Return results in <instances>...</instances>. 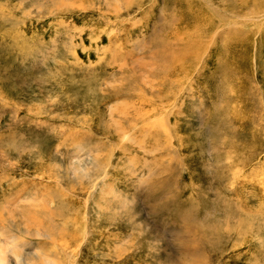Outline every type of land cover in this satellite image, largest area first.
<instances>
[{
	"label": "rangeland",
	"instance_id": "rangeland-1",
	"mask_svg": "<svg viewBox=\"0 0 264 264\" xmlns=\"http://www.w3.org/2000/svg\"><path fill=\"white\" fill-rule=\"evenodd\" d=\"M0 264H264V0H0Z\"/></svg>",
	"mask_w": 264,
	"mask_h": 264
}]
</instances>
